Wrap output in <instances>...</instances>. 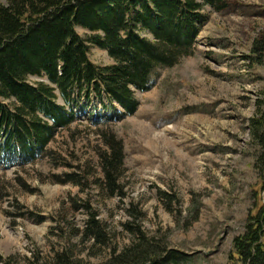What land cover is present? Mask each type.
Masks as SVG:
<instances>
[{"label": "rangeland", "instance_id": "obj_1", "mask_svg": "<svg viewBox=\"0 0 264 264\" xmlns=\"http://www.w3.org/2000/svg\"><path fill=\"white\" fill-rule=\"evenodd\" d=\"M224 2L222 11L204 9L194 55L159 69L152 88L136 93L135 114L115 118L122 109L109 111L106 97L76 94L68 109L74 122L55 133L37 162L2 171L0 256L22 262L77 244L74 253L87 257L79 243L86 205L120 234L121 246L129 240L122 225L138 211L144 230L168 235L188 264H242L234 239L264 206L249 133L264 88V68L250 61L254 41L264 36V0ZM90 59L102 67L113 62L92 45ZM112 135L125 154L122 194L113 197L100 163L104 137Z\"/></svg>", "mask_w": 264, "mask_h": 264}, {"label": "trees", "instance_id": "obj_2", "mask_svg": "<svg viewBox=\"0 0 264 264\" xmlns=\"http://www.w3.org/2000/svg\"><path fill=\"white\" fill-rule=\"evenodd\" d=\"M225 9L224 0H8L0 4V174L14 166L33 165L55 133L75 120L69 113L74 96L106 97L117 115H133L136 93L148 92L159 69L172 68L193 56L207 17L204 9ZM90 32L82 38L77 29ZM107 51L111 65L90 59V46ZM250 61L264 68V36L253 43ZM32 77L40 81L32 83ZM62 101L60 103L59 101ZM9 101V103H7ZM249 133L256 149L254 169L264 190V88L255 103ZM103 183L110 196L119 185L125 162L116 136L104 137ZM122 196V195H121ZM0 198H2L0 192ZM88 220L79 243L87 257L67 245L53 254H35L22 262L0 256V264H188L190 256L173 249L168 235H150L138 211L122 225L128 243L114 234L96 211L85 205ZM242 264H264V206L234 239ZM102 256H105L102 258ZM102 258L98 262L92 259Z\"/></svg>", "mask_w": 264, "mask_h": 264}]
</instances>
